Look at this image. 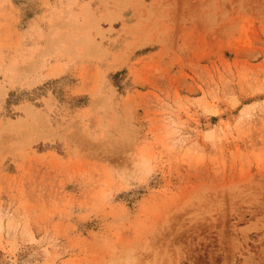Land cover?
<instances>
[{
    "label": "rangeland",
    "instance_id": "obj_1",
    "mask_svg": "<svg viewBox=\"0 0 264 264\" xmlns=\"http://www.w3.org/2000/svg\"><path fill=\"white\" fill-rule=\"evenodd\" d=\"M130 263L264 264V0H0V264Z\"/></svg>",
    "mask_w": 264,
    "mask_h": 264
},
{
    "label": "bare ground",
    "instance_id": "obj_2",
    "mask_svg": "<svg viewBox=\"0 0 264 264\" xmlns=\"http://www.w3.org/2000/svg\"><path fill=\"white\" fill-rule=\"evenodd\" d=\"M12 123V122H11ZM11 123H10V125H11ZM14 123V122H13ZM11 126H13V127H15L16 126V124H15V126L12 124ZM128 263H129V261H128ZM131 264V263H130Z\"/></svg>",
    "mask_w": 264,
    "mask_h": 264
}]
</instances>
